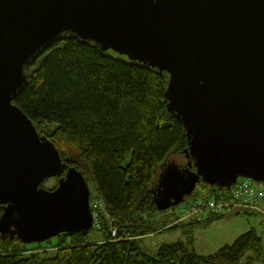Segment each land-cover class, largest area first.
<instances>
[{"label": "water", "instance_id": "95a60500", "mask_svg": "<svg viewBox=\"0 0 264 264\" xmlns=\"http://www.w3.org/2000/svg\"><path fill=\"white\" fill-rule=\"evenodd\" d=\"M66 39L166 76L189 170L161 174L158 212L198 186L264 183V0H0L2 235L29 246L93 228L83 175L12 104L31 61ZM48 179L53 190L42 187Z\"/></svg>", "mask_w": 264, "mask_h": 264}, {"label": "trees", "instance_id": "16d2710c", "mask_svg": "<svg viewBox=\"0 0 264 264\" xmlns=\"http://www.w3.org/2000/svg\"><path fill=\"white\" fill-rule=\"evenodd\" d=\"M166 84L165 75L73 39L53 43L31 61L26 84L12 104L83 175L90 194L94 191L90 201L100 200L105 215L91 230L100 234L97 241L88 240L91 231L62 234L58 238L69 240L34 248L16 237L0 241V264L264 262V233L252 229L208 256L189 252L181 243L164 244L152 254L141 247L142 240L168 227L192 226L177 223L179 217L168 226L152 215L158 212L151 202L161 174L171 166L188 169L187 163L175 159L184 156L187 141L182 123L167 110ZM200 187L202 196L195 200L218 193ZM217 218L194 224L206 225ZM261 226L264 229V221ZM113 228L116 239L110 236Z\"/></svg>", "mask_w": 264, "mask_h": 264}, {"label": "rangeland", "instance_id": "374dc122", "mask_svg": "<svg viewBox=\"0 0 264 264\" xmlns=\"http://www.w3.org/2000/svg\"><path fill=\"white\" fill-rule=\"evenodd\" d=\"M174 159V158H173ZM176 161L187 163V159L184 156L175 157ZM56 179L46 180L42 187L45 190H53ZM195 194L191 197L185 199V202L179 207L188 206L193 200L202 196L203 189L198 186L194 192ZM91 197H94V191L91 190ZM94 201H98L95 199ZM93 201V202H94ZM177 209L176 212L169 210L164 212H154L152 215L159 220H164L165 224L168 226H173L176 222L178 213L181 208ZM171 213H174L172 215ZM180 213V212H179ZM216 220L210 222L206 225L194 224V219H188L184 223H192L191 227H179L173 230H167L166 228L161 233L150 235L142 242H140L141 247L149 254L154 253L159 247L164 244H174L181 243L189 252L208 256L218 252L220 249L227 245L233 244V242L239 238L241 235L245 234L249 230H255L258 234H263L264 229L261 223L264 221L263 217L252 214L249 211H241L238 214H229L217 216ZM186 225V224H185ZM89 241L100 240L101 236L96 231H91L87 236ZM64 239L69 240V238H54L50 240V243H42L41 245H56L58 241H63ZM37 244H31L30 247ZM34 248V247H33ZM30 248V249H33ZM50 255H53V250L49 249ZM264 264V262L260 263Z\"/></svg>", "mask_w": 264, "mask_h": 264}, {"label": "built area", "instance_id": "2783aa9c", "mask_svg": "<svg viewBox=\"0 0 264 264\" xmlns=\"http://www.w3.org/2000/svg\"><path fill=\"white\" fill-rule=\"evenodd\" d=\"M93 201L90 202L93 226L98 228L99 217L104 211L100 200ZM241 211H249L264 219V183L239 179L229 192H218L211 197L197 199L185 209H180V213L177 212L179 215L177 223L191 218L203 222L211 216L229 215ZM116 230L113 228L111 231L112 239H116Z\"/></svg>", "mask_w": 264, "mask_h": 264}, {"label": "flooded vegetation", "instance_id": "af4514ba", "mask_svg": "<svg viewBox=\"0 0 264 264\" xmlns=\"http://www.w3.org/2000/svg\"><path fill=\"white\" fill-rule=\"evenodd\" d=\"M7 238H10L8 234H6V235H2V234L0 233V241L6 240ZM11 239H12V238H11ZM11 239H10V240H11Z\"/></svg>", "mask_w": 264, "mask_h": 264}, {"label": "clouds", "instance_id": "9594fccd", "mask_svg": "<svg viewBox=\"0 0 264 264\" xmlns=\"http://www.w3.org/2000/svg\"><path fill=\"white\" fill-rule=\"evenodd\" d=\"M239 180V179H238ZM229 192V191H228ZM222 193H227V192H222ZM91 202V201H90ZM255 215V214H254Z\"/></svg>", "mask_w": 264, "mask_h": 264}]
</instances>
